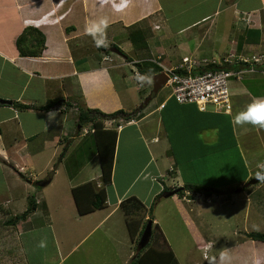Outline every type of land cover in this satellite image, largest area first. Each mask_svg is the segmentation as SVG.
<instances>
[{
  "label": "crops",
  "instance_id": "crops-1",
  "mask_svg": "<svg viewBox=\"0 0 264 264\" xmlns=\"http://www.w3.org/2000/svg\"><path fill=\"white\" fill-rule=\"evenodd\" d=\"M138 3L129 0L127 7L117 11L114 5L121 4V0H0V99L11 102L0 104V217L21 214L29 200H33L35 211L15 226L28 264L30 257L22 239L45 230L55 245L56 260L50 256L54 264H63L85 243L82 253L87 264H128L136 251L119 206L123 200L134 197L147 209L152 206L151 213L144 217L145 221H151L152 229L156 226L159 230L155 229L151 245L170 249L179 264L172 243L180 245L186 241L196 250V244H203L204 260L209 259V252L216 245L220 247L223 243L214 255L217 260L224 251L231 258L230 264H263L264 243L253 241L246 234L264 232V183H251L254 171H260L257 166L264 164V132L249 124L236 125L234 118L250 104L264 100V65L257 66L256 72L244 75L240 81H230L229 113L200 111L194 104H179L170 89L168 93L158 92L150 109L153 99L143 107L141 115L118 127L119 147H115L113 160V168L117 166L118 172L112 169L111 184L105 188L106 206L74 219L70 226L59 223L65 239L76 238L66 252L55 240L57 231L50 215L43 219L42 225H33L40 217L37 212L42 202L38 198L47 202L44 203L47 207L41 210L48 212V208L52 213L56 207L54 198L64 203L70 200L68 193L71 195L72 189L83 183L94 181L99 186L95 142H88L87 130L81 131L77 124L76 108L65 102L77 105L78 95L81 106L105 114L119 110L130 113L138 107L137 104L133 109H125L123 103L132 87L131 77L126 78L120 71L122 68L113 70V65H104L102 60L110 48L107 56H112L111 49H117L123 60L118 67L143 61L145 58L138 59L137 53L144 48L141 34L135 32L137 36L133 38L138 43L133 47L129 41L114 42L115 36L108 37L112 39L108 44L104 39L96 43L87 31L100 21H106V27L99 31L101 35L103 31L112 34L118 25V31L126 30L121 27L135 26L160 9L156 5L158 0H138ZM225 5L221 13L227 12L213 23L210 15L202 12L185 25V32L196 29L185 37V48L190 52L185 56L219 60L229 55L246 58L264 51V0H229ZM140 11L143 13L138 15ZM27 28L44 35L45 48L40 56L19 54L16 40ZM208 35L214 39L205 45L203 41ZM33 39L28 36V46L35 45ZM98 43L102 46H97ZM166 61L169 67L181 62ZM159 72L153 71L152 78ZM118 75L120 80L116 81ZM143 76L142 70L136 78L140 80ZM13 103L29 108H18ZM48 103L56 104L48 111L41 110ZM49 113H54L53 118H49ZM109 126L105 124V128ZM89 132H93L91 128ZM62 140L68 143L63 155ZM73 145L77 159L69 162ZM120 148L124 150L121 154ZM230 150L235 152V161L226 177L216 178L223 168V154ZM58 177L66 180V192L54 191V196L47 199L45 194L56 189ZM188 185L206 188L210 195L183 191L168 196ZM226 193L229 196L223 198ZM202 197L205 204L195 202ZM211 197L225 200L216 204L218 208L212 212L214 225L208 227L211 219L206 216L210 214L207 207ZM133 225L134 229L139 228L138 218ZM213 228L220 230L218 242L215 237L202 236ZM2 254L5 258L8 255ZM39 256L44 264V251ZM1 260L0 264H7L3 257ZM7 260L14 264L10 256Z\"/></svg>",
  "mask_w": 264,
  "mask_h": 264
},
{
  "label": "rangeland",
  "instance_id": "rangeland-1",
  "mask_svg": "<svg viewBox=\"0 0 264 264\" xmlns=\"http://www.w3.org/2000/svg\"><path fill=\"white\" fill-rule=\"evenodd\" d=\"M133 2L138 3V0H132ZM228 2L229 0H158V4L156 3V5L160 7L158 13L156 15H153L152 17H150L149 19L143 20V22H139L138 24H136L135 26H131L128 28H123L122 29H126V30H119L118 28L120 27L118 25V27L116 28V31L113 32L112 34H108L106 31L104 35H101V33L97 32V34L95 36H92V39L96 42V41H100L101 39L106 40L107 44L108 42L112 41V39L110 40V38L108 37H116L115 41H119V44H123L125 42H130L132 44L133 47H136L138 40L134 39V36H137L136 33H140L141 34V41L143 40L144 42V48H142L138 53V59L141 58H145L143 61H135L139 62V63H133L132 65H124L123 67H118L117 64H120L121 62H123V60H121L119 58V55H115V54H111L112 56V62H104V65H113L114 67L113 70H117V68H122L120 71L123 72L126 76V78L131 77V80L129 81V83H131L132 87H130V90L127 91L126 95H125V99L123 100L125 109L128 107H132L131 109H133V107L135 105L138 104V108H140L141 105L144 104L146 97L150 94L151 90H152V76H153V71H160V68L154 63V59L160 55L161 59L160 62L166 66L167 65V61L168 59H173L175 61H181V59L183 58V56L190 54L189 50L187 48H185V37L186 35L190 34V33H194L196 31V29L190 30L185 32V25L187 23H189L190 20H193L195 17H197V15L199 13L205 12L208 13L210 15V18L213 19L212 23L216 20H218L220 17H223V15L227 12V11H223L221 13V11L223 10V8L226 7L225 3ZM141 7H146V6H141ZM198 11V12H197ZM103 12H105L103 10ZM217 12V13H215ZM143 12L140 11L137 14L140 15ZM98 18V16H96ZM209 18V19H210ZM210 24L209 22L206 23ZM157 25V26H155ZM136 32V33H135ZM214 39L213 37H210L208 35V37H206L203 41V43L206 45V43H208L209 40ZM97 43V42H96ZM108 54H110V48L106 49ZM121 52V51H120ZM107 54V55H108ZM128 54V58L130 59L133 56H130ZM165 56V58L163 57ZM216 58H218L219 56H215ZM153 59V60H151ZM166 59V60H164ZM219 59V58H218ZM166 61V62H165ZM103 63V62H102ZM137 64H139L140 66H138ZM135 68L137 69H141L139 70V72H141L143 70V80H137V78L133 77V72H135ZM116 81L120 80V75L117 76V78L115 77ZM144 82H146V85L143 84ZM119 83V82H118ZM140 84V87H139ZM264 84V83H263ZM262 84V85H263ZM119 88L122 90V88ZM123 91V90H122ZM124 92V91H123ZM164 94V93H168L170 92V86L168 84H166L160 91L159 93ZM81 95V94H80ZM124 95V94H123ZM156 99V98H155ZM77 105L81 108H84V106H81V102L78 99V95H77ZM152 103L149 105L148 109L151 108V106L154 104V102H156L153 98V101H151ZM134 111V110H133ZM132 111V112H133ZM142 114V111L140 112V115ZM105 124L110 125L109 127H113L112 123L109 121H106ZM87 127V128H86ZM86 127H84L87 132H88V137L87 140L88 142H91V140H94V137L92 135L91 132H89L90 127L86 125ZM73 130H75V128H73ZM82 131V130H81ZM262 132H264V129H261ZM60 137V136H59ZM122 141V138H121ZM148 141V138H147ZM68 144L67 142L63 141L61 142V148L63 149L62 151V155L65 152V145ZM116 148L118 149L119 144H116ZM95 146V145H94ZM71 147H72V151H71ZM70 147V153H69V162H71V160L75 157V160L77 159V157L75 156V151L73 152V150L75 149L76 145H73ZM139 147V146H138ZM257 149V147L255 148ZM124 151L120 148V154L121 152ZM137 151V149H136ZM262 157V154H260ZM258 155V156H260ZM264 155V154H263ZM235 161V152L234 150H230L226 153L223 154V159L221 161L222 163V171L220 172L219 175L216 176V178L222 176L223 178L226 177V171L229 169L230 166L233 165ZM136 162H138V160H136ZM56 163V162H55ZM115 171L118 172V168L117 166L113 168V172ZM256 173V170L254 171V175ZM117 174V173H116ZM218 174V173H217ZM113 175V174H112ZM58 190H62L66 192V180L64 178L58 177V182H57V186L56 189H53V191H47L45 194V197L47 199H49V197H53L54 196V191H56V193L58 192ZM51 192L53 193L51 195ZM64 192H62L63 195ZM70 200L65 201L64 203L59 202L57 197L56 199L54 198V200L56 201V207L54 209V211L52 213H50V210L47 208L48 212H44L42 211V207H47L44 206V203H47L44 199H40L38 198L39 202H42L40 205L39 211L37 213L40 214V217L35 221V223L33 225L35 226H40L42 225L43 219L45 217H48L50 215V218L52 219L51 223L53 224L54 228L57 231V239L59 243L61 244V250L62 252H66L67 249H69V247L75 242L76 238L70 239L67 238L65 239L63 237L62 232H60L59 230V223H63L64 226H70L74 219L76 218H80L81 216L78 214L77 212V208L76 205L74 203L73 200V196L72 194L70 195L68 193ZM217 195V194H216ZM32 196V195H31ZM229 195L226 193V195L223 196L224 197H228ZM209 200L211 201V204L209 205V207H207V213L210 211V214H207V220L210 218L211 220H209V225L208 227L213 223L214 220H212V215L215 211V209L217 210L218 207H216V204H219L221 202H223L225 199L223 200H218V199H214L213 197L209 198ZM195 202H198L199 204H205V200L204 197L200 198V199H195ZM27 204V201H26ZM229 206V205H227ZM227 206L223 207V208H227ZM14 212V210H13ZM45 213V214H44ZM44 214V215H43ZM252 214L255 215V212H253ZM261 214V213H257ZM10 216H13V214L10 213ZM252 216V215H251ZM55 219H59V221H55ZM63 221V222H60ZM253 223H251V225H253ZM214 225V223L212 224ZM259 225V224H256ZM32 228H36V227H32ZM153 230V229H152ZM219 231L216 228H213L210 233L208 231H204L202 230V233L208 237H211V239H213V237L217 238V242L220 241V239H218L220 237ZM46 232L45 231H41V232H34L32 234H28L26 236L23 237L22 241L24 243V246L27 249V254L30 257V262L31 264H42L43 262L42 260V256H39V252L42 250L44 251V255H45V263L44 264H54L56 258L54 256V249H55V245L52 242V240L46 236ZM17 234V232H16ZM153 234H154V230H153ZM201 234V233H200ZM176 235V234H175ZM20 240V239H19ZM230 238H227L226 241L228 243H230ZM225 242V241H223ZM138 243V242H137ZM187 243V244H186ZM220 243V242H219ZM39 245V247H37ZM86 244H83L80 249L74 253V255H72L71 257H68L65 259L63 264H87L84 261V257L85 254H83V250H85L86 248ZM173 245V250L176 253L179 261L181 264H192L193 262L191 261H195L197 262V264H209V260L211 258L214 257L215 253L219 251V248L223 246V243L221 244V246L219 247L218 245L215 246V248H213V250H211L209 252V259L204 260L203 259V248H202V243H198L195 245L196 249H192L194 247V245H192L191 243H189L188 241H186L185 243H182L180 245L172 243ZM137 244L134 243V248H136ZM189 252V253H188ZM50 256L54 257V261L50 260ZM24 261V262H23ZM14 264L18 263V264H28V262L26 261L25 257L23 256V254H20L16 257V259L13 260Z\"/></svg>",
  "mask_w": 264,
  "mask_h": 264
},
{
  "label": "trees",
  "instance_id": "trees-1",
  "mask_svg": "<svg viewBox=\"0 0 264 264\" xmlns=\"http://www.w3.org/2000/svg\"><path fill=\"white\" fill-rule=\"evenodd\" d=\"M28 36L34 37L33 41L35 45L33 47L27 45ZM16 47L21 56H40L45 48L44 35L39 31L34 32V30L31 28H27L18 36L16 40ZM28 47L32 49H26ZM137 65L140 66L139 64ZM138 70L141 69L139 68ZM178 73H181V71H178ZM65 103L69 107L76 108L77 124L80 126V130H83L87 125L93 131L92 135L94 137L98 156L100 169L99 186L94 181L86 182L73 188L71 191L78 214L80 216H84L105 208L107 200L105 188L111 184L113 160L118 135L117 129L122 124L135 119V117L138 116L142 111L144 106L141 105L140 108L130 113L119 110L111 114H105L97 109L81 108L78 105L74 106L71 103ZM13 104L18 108H29L28 106L21 104ZM55 104L56 103H48L44 107H41V110L48 111L49 109L55 107ZM106 121L111 122L113 127L105 128ZM38 183L44 184L43 182ZM183 191H187L189 193H202L207 196L210 195V190L195 185H188L184 188H179L175 190L174 193L181 194ZM214 192L217 191H213L212 193ZM119 208L124 213L126 226L131 240L137 244L147 222L149 221H145L144 217L146 214L151 213L152 206L147 209L139 200L134 197H130L123 200L120 203ZM34 211V203L33 200L30 199L26 210L21 214L16 216H10L9 214H6L5 216L0 217V261H2L1 259L3 257L4 263L12 264V262H9L11 260H7V256H10L12 260H14L19 255V253L23 254L18 236L15 231V226L17 223L25 221ZM137 218L140 226L138 229H134L133 221ZM155 229L158 230L156 226L153 228L154 234L152 230L150 241L144 249L137 251L136 248H134L136 251L135 256L128 264H179L175 255L170 249L156 248L151 245L152 238L156 236ZM246 237L253 241L264 243V232H250L246 234ZM3 252L8 254L6 258L2 254Z\"/></svg>",
  "mask_w": 264,
  "mask_h": 264
},
{
  "label": "built area",
  "instance_id": "built-area-1",
  "mask_svg": "<svg viewBox=\"0 0 264 264\" xmlns=\"http://www.w3.org/2000/svg\"><path fill=\"white\" fill-rule=\"evenodd\" d=\"M102 44L107 47L104 42ZM102 61L112 62V59L105 55ZM154 63L160 68L159 73L167 77L166 84L170 86L171 96L176 102L194 104L200 111L211 109L215 113H229L230 81H240L244 75L256 72L257 66L264 65V51L246 58L229 55L219 60L185 56L174 67L161 63L160 57ZM139 76L140 72L135 68L134 77Z\"/></svg>",
  "mask_w": 264,
  "mask_h": 264
},
{
  "label": "clouds",
  "instance_id": "clouds-1",
  "mask_svg": "<svg viewBox=\"0 0 264 264\" xmlns=\"http://www.w3.org/2000/svg\"><path fill=\"white\" fill-rule=\"evenodd\" d=\"M105 2H107V0H105ZM128 3L129 0H121V4L114 5V7L117 11H121L123 8L127 7ZM103 27H106V21H100L99 24H93L87 31L90 35L95 36L97 32L102 30ZM97 46L102 45L98 43ZM139 79L143 80L144 78L140 77ZM53 115L54 113H49V118H53ZM234 123L239 126L249 124L253 127L264 129V100L254 102L250 104L245 111L238 113L234 118ZM257 167L260 169V171L255 173V179L260 183H264V164H259ZM230 261L231 258L229 254L222 251L218 260L213 257L209 260V264H230Z\"/></svg>",
  "mask_w": 264,
  "mask_h": 264
},
{
  "label": "water",
  "instance_id": "water-1",
  "mask_svg": "<svg viewBox=\"0 0 264 264\" xmlns=\"http://www.w3.org/2000/svg\"><path fill=\"white\" fill-rule=\"evenodd\" d=\"M111 52L120 55L117 49H111ZM166 82H167V77L163 73H159L152 78V90L150 94L146 97L143 106H145L151 99L154 98V96L159 92V90H161L166 85ZM0 104L10 105L11 102L0 99ZM251 183L255 184L258 183V181L254 178ZM173 194L175 193L171 192L168 194V196H172ZM151 234H152V223L151 221H148L137 243L136 246L137 251H140L147 246V244L150 241Z\"/></svg>",
  "mask_w": 264,
  "mask_h": 264
}]
</instances>
